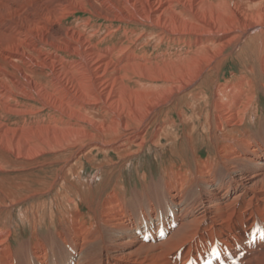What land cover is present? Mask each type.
<instances>
[{"label":"bare ground","instance_id":"6f19581e","mask_svg":"<svg viewBox=\"0 0 264 264\" xmlns=\"http://www.w3.org/2000/svg\"><path fill=\"white\" fill-rule=\"evenodd\" d=\"M263 101L264 0H0V264H264Z\"/></svg>","mask_w":264,"mask_h":264},{"label":"rangeland","instance_id":"374dc122","mask_svg":"<svg viewBox=\"0 0 264 264\" xmlns=\"http://www.w3.org/2000/svg\"><path fill=\"white\" fill-rule=\"evenodd\" d=\"M99 24H103L101 22L98 23ZM104 25V24H103ZM115 35L116 38L112 39V38H107V40L105 41V43L103 44V47H108V46H113L116 45L118 43V38L121 35L120 32L116 33ZM102 35L99 36V38H101ZM115 37V36H114ZM112 39V40H111ZM164 50V48L162 49V51ZM148 51H150V48H148ZM160 51V52H162ZM158 52V53H160ZM233 64H228V66L226 67V71H224V76L221 78L220 82H225V81H229L231 79V76L233 75ZM232 73V74H230ZM236 73V72H235ZM234 73V74H235ZM260 107L264 110V101L261 102ZM177 121V120H176ZM174 128H171L170 131H172ZM165 155V156H164ZM163 157H159L160 159H167L168 158V154H164ZM200 156H204V153L201 152ZM154 159L153 156H151L150 154H143L141 156H139L138 158L133 160V165H130V167H128L127 169H125L123 171V181L124 183L122 185H125L126 187H140L141 183H140V179H141V174H147L148 176L153 173L155 176L158 175V171H159V167L156 166V164H154ZM91 170L88 168L84 169V177L91 174ZM82 174V177H83ZM4 176L7 174H3ZM12 185V183L10 181H6L4 182V186L5 187H10ZM0 187H3V184L0 185ZM172 217H173V213H172ZM154 218H157V215H155ZM171 221V219H170ZM171 225L172 227L174 226V223L172 224L169 222H166L164 225L168 226ZM169 227V226H168ZM20 236L22 238L27 237L28 235V231L27 229H20Z\"/></svg>","mask_w":264,"mask_h":264}]
</instances>
